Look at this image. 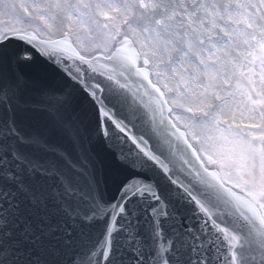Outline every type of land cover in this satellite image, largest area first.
<instances>
[{
    "label": "snow or ice",
    "instance_id": "obj_1",
    "mask_svg": "<svg viewBox=\"0 0 264 264\" xmlns=\"http://www.w3.org/2000/svg\"><path fill=\"white\" fill-rule=\"evenodd\" d=\"M0 264H264V0H0Z\"/></svg>",
    "mask_w": 264,
    "mask_h": 264
}]
</instances>
